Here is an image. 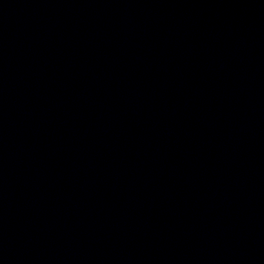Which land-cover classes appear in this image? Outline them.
Listing matches in <instances>:
<instances>
[{
  "label": "water",
  "instance_id": "obj_1",
  "mask_svg": "<svg viewBox=\"0 0 264 264\" xmlns=\"http://www.w3.org/2000/svg\"><path fill=\"white\" fill-rule=\"evenodd\" d=\"M0 264H264V0H0Z\"/></svg>",
  "mask_w": 264,
  "mask_h": 264
}]
</instances>
